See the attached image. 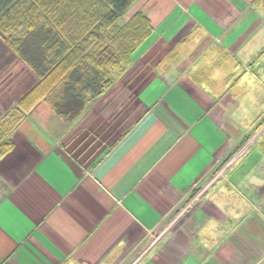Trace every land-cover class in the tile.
<instances>
[{"label":"crops","instance_id":"1","mask_svg":"<svg viewBox=\"0 0 264 264\" xmlns=\"http://www.w3.org/2000/svg\"><path fill=\"white\" fill-rule=\"evenodd\" d=\"M253 1L137 0L127 17L142 12L152 32L117 83L71 121L41 103L13 134L0 160V264H264V126L213 175L264 117V83L248 69L263 23ZM194 28L217 56L182 68ZM123 97L140 108L126 124ZM199 186L195 208L155 239Z\"/></svg>","mask_w":264,"mask_h":264},{"label":"trees","instance_id":"2","mask_svg":"<svg viewBox=\"0 0 264 264\" xmlns=\"http://www.w3.org/2000/svg\"><path fill=\"white\" fill-rule=\"evenodd\" d=\"M136 2L0 0V40L11 52V59L21 62L35 77L2 115L0 160L12 150L13 134L37 104L45 103L56 115L71 121L125 74L132 54L152 32L142 12L126 16ZM253 3L264 6V0Z\"/></svg>","mask_w":264,"mask_h":264},{"label":"rangeland","instance_id":"3","mask_svg":"<svg viewBox=\"0 0 264 264\" xmlns=\"http://www.w3.org/2000/svg\"><path fill=\"white\" fill-rule=\"evenodd\" d=\"M253 7L255 10H257L262 15L263 23H262L261 29L259 30V32L256 36V48H257V50L254 52V49H252L253 47H251V44H250V48L247 51V55L250 56V63L248 64L249 65L248 69H249V71H251L252 67L253 68L256 67L257 77L262 79L263 83H264V69L261 68V66L264 67V6L260 7L258 5H255V3H253ZM181 27L182 26H180L179 28H181ZM187 37L189 38V44L190 43L194 44L195 41L196 42L198 41L199 44H196L198 46V47L196 46L197 48L196 47L194 48L195 45H193L191 47H187V49H185L184 51L182 50L183 48L181 49L182 52H186V60H184L182 62V68L183 67L189 68L190 63H194V64L199 65V66L200 65L204 66V64L206 65V63L208 62V56L207 55L209 53H210L209 54L210 57H213L214 60L216 59L217 55H215L216 54V50L214 48L215 46L211 45V43L209 42L208 39L204 40L202 33L199 30H197L196 28L191 29L190 33L188 34ZM204 47L206 48L205 51H208V53L206 55L204 54V55L200 56L199 51L201 50V48H204ZM189 49H193V50L191 51ZM176 50H177V52H181L180 50H178V48ZM11 56H12V54L6 48V44L0 40V120L2 119L3 113L15 104V101L17 100V98H19V96L23 92H25L26 89L30 85H32L33 81L35 80V77L33 76V74L30 71H28V69H26L25 66L21 62H19L18 60H12ZM178 62L179 61L175 60V63H172L169 66V70L171 68L175 67L176 65H178L179 64ZM148 65H149L148 67H150L152 65L154 66L155 64L153 61H150L148 63ZM130 66L127 68V70L130 68ZM155 74H158V73L155 72ZM121 77H122V75L117 80H115V83H117V81ZM261 86H263V87H261ZM252 89L253 88H251V86H250V90H252ZM136 90L137 89L133 88L132 84L130 83V85H128V87L124 91H122V93L127 92V96L129 97L132 94H134L136 92ZM254 90H256L255 91L256 109L261 110L264 108V106L259 102V99H262L264 101V84L262 85L260 83L259 79L256 80V85H255ZM121 95H124V94H121ZM124 97H126V96H124ZM124 100H125V98L122 99L121 104H119L118 106H120V105L126 106ZM41 103L42 102L37 104V106H39ZM132 103H133V100L129 104H127L125 109L123 108L124 112L120 113L119 118L123 119V121H121L122 124H126L125 122L130 123V121H132L133 117L135 115H137V113L140 111L139 107L134 108L133 110H131V108L129 109V106ZM37 106L33 108V110L29 113V115H31L33 113V111L36 110ZM258 113L259 112L257 111L256 116L258 115ZM42 114L43 113L39 114V116L43 117ZM116 115H118V114H116ZM44 116H45V113H44ZM109 120H111V119H109ZM116 122H118V121L113 120V124L109 123L110 125H108V126L112 127L113 125L116 124ZM122 124H121V126L123 128H126V126L122 125ZM47 125H49V124H47ZM263 126H264V117H262V118L260 117L257 119V122L254 125V127H257L256 131L254 130V132H257V133L259 132V134H260L261 133L260 130L262 129ZM254 127H253V129H254ZM256 146L261 151V153L264 154V137H262L256 143ZM241 147H243V145ZM240 148L235 149L234 152H233V150H234L233 149L231 151L233 153L230 156V158L232 156H234L235 154H237V152L240 150ZM221 167L217 168L213 172L214 173L213 175H215ZM195 189H198V190L195 192V194L192 197H188L187 201H185L183 204H181L179 207H177L178 209L173 213V215L165 218V222L163 224H161L160 227H158V230L154 234L156 236L155 239L165 238V237H167L168 234H173L174 230L179 227L181 222L187 217V215L190 213V211L195 208V206L197 205L196 204L197 198H194V197L199 194V192L201 191L202 188L199 186V187H195L193 190H195ZM191 193H190V195H191Z\"/></svg>","mask_w":264,"mask_h":264}]
</instances>
